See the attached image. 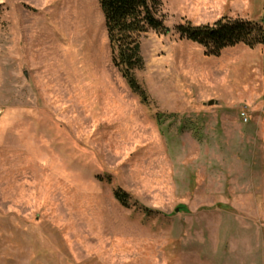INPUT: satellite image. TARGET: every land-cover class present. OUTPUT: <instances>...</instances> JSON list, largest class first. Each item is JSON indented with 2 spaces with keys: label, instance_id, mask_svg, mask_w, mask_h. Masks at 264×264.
<instances>
[{
  "label": "rangeland",
  "instance_id": "374dc122",
  "mask_svg": "<svg viewBox=\"0 0 264 264\" xmlns=\"http://www.w3.org/2000/svg\"><path fill=\"white\" fill-rule=\"evenodd\" d=\"M161 2L143 105L97 0H0V264H264V53L174 32L264 0Z\"/></svg>",
  "mask_w": 264,
  "mask_h": 264
},
{
  "label": "trees",
  "instance_id": "16d2710c",
  "mask_svg": "<svg viewBox=\"0 0 264 264\" xmlns=\"http://www.w3.org/2000/svg\"><path fill=\"white\" fill-rule=\"evenodd\" d=\"M103 15L111 64L126 82L141 104L149 102L145 90L133 72L143 68L141 37L148 32L168 33L160 18L161 0H97ZM174 32L181 38L201 46L204 54L219 57L227 48L243 45L254 49L264 45V28L261 22L222 17L209 25L180 24ZM158 119V117H156ZM114 198L122 207L128 206V195L121 190ZM149 213V211H147ZM151 212V211H150Z\"/></svg>",
  "mask_w": 264,
  "mask_h": 264
},
{
  "label": "crops",
  "instance_id": "0c3cea01",
  "mask_svg": "<svg viewBox=\"0 0 264 264\" xmlns=\"http://www.w3.org/2000/svg\"><path fill=\"white\" fill-rule=\"evenodd\" d=\"M244 4H246V3H250L249 2V0H244V2H243ZM264 28V27H263ZM243 46V45H242ZM243 47H245L246 49H248L250 52H255L256 50H262L263 51V53H264V45H262V46H260V47H257V48H255V49H249V48H247L246 46H243ZM131 92V91H130ZM239 98V97H238ZM245 99H247V97L245 98ZM258 123H260L261 124V130H262V140H264V116H260L258 119Z\"/></svg>",
  "mask_w": 264,
  "mask_h": 264
},
{
  "label": "built area",
  "instance_id": "2783aa9c",
  "mask_svg": "<svg viewBox=\"0 0 264 264\" xmlns=\"http://www.w3.org/2000/svg\"><path fill=\"white\" fill-rule=\"evenodd\" d=\"M246 110H247V106H243L241 109H240V117L246 122L247 121V113H246Z\"/></svg>",
  "mask_w": 264,
  "mask_h": 264
}]
</instances>
